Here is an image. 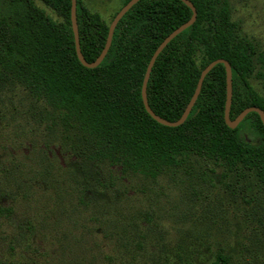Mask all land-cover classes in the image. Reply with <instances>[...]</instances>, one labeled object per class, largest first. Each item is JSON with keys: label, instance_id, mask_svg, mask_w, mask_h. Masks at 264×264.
I'll list each match as a JSON object with an SVG mask.
<instances>
[{"label": "rangeland", "instance_id": "374dc122", "mask_svg": "<svg viewBox=\"0 0 264 264\" xmlns=\"http://www.w3.org/2000/svg\"><path fill=\"white\" fill-rule=\"evenodd\" d=\"M81 2L109 25L123 0ZM227 4L264 98V0ZM219 253L264 264V186L253 170L194 156L151 177L96 163L44 99L0 79V264H212Z\"/></svg>", "mask_w": 264, "mask_h": 264}, {"label": "trees", "instance_id": "16d2710c", "mask_svg": "<svg viewBox=\"0 0 264 264\" xmlns=\"http://www.w3.org/2000/svg\"><path fill=\"white\" fill-rule=\"evenodd\" d=\"M40 1L63 20H53L33 0H0V79L15 80L44 99L57 111L65 130L78 132L92 161H108L154 177L195 156L231 170L240 166L253 170L264 186V126L256 112L248 113L235 128L225 124L223 64L206 74L182 124L162 125L144 108L141 83L150 56L191 16L181 0L135 3L117 23L107 54L94 68L83 66L76 56L71 0ZM191 2L196 8L194 23L174 37L153 64L147 83L150 108L167 120H177L200 71L223 58L232 71L230 118L248 106L264 111V98L248 81L252 45L230 20L227 0ZM76 17L81 52L93 61L104 45L108 24L81 0H76ZM227 262L228 257L219 253L212 264Z\"/></svg>", "mask_w": 264, "mask_h": 264}, {"label": "water", "instance_id": "95a60500", "mask_svg": "<svg viewBox=\"0 0 264 264\" xmlns=\"http://www.w3.org/2000/svg\"><path fill=\"white\" fill-rule=\"evenodd\" d=\"M139 0H128L124 5H122L119 10L115 13L113 16L112 20L110 21L108 25V31H107V36L104 42V45L98 54V56L93 60V61H87L80 48V42H79V33H78V24H77V17H76V0H71V7H70V22H71V29L73 33V38H74V47H75V53L76 56L79 60V62L87 67V68H94L98 66L101 61L104 59L105 55L108 52V49L111 45L114 29L119 22V20L122 18V16ZM185 5H187L190 10H191V16L190 18L173 29L168 35H166L163 40L157 45L155 50L153 51L152 55L150 56V59L146 65V69L143 75L142 83H141V99L142 103L144 105V108L146 112L158 123L165 125V126H170V127H175L180 124H182L186 118L188 117L199 93L202 87L203 80L206 76V74L218 63H221L224 65L225 68V87H226V95H225V103H224V112H223V117L225 124L229 128H235L242 120L243 118L250 112H256L259 115V118L264 126V111L257 107V106H248L244 108L242 111H240L233 119L230 118V107H231V101H232V71H231V66L230 63L223 58H217L211 62H209L201 71L200 75L198 77L195 89L186 104L182 114L177 120L170 121L167 120L160 115L156 114L149 106L148 100H147V83L150 77V73L153 67V64L157 58V56L160 54V52L164 49V47L174 38L176 37L179 33H181L183 30L188 28L190 25H192L196 19V8L194 7L193 3L191 0H181ZM244 137L249 141V138H247V135L245 133H242Z\"/></svg>", "mask_w": 264, "mask_h": 264}]
</instances>
